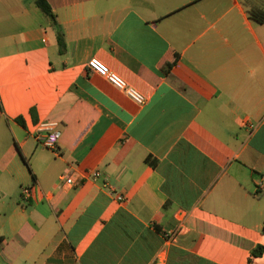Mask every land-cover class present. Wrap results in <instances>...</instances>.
I'll use <instances>...</instances> for the list:
<instances>
[{"label":"crops","instance_id":"0c3cea01","mask_svg":"<svg viewBox=\"0 0 264 264\" xmlns=\"http://www.w3.org/2000/svg\"><path fill=\"white\" fill-rule=\"evenodd\" d=\"M45 1L0 0V264H264V0Z\"/></svg>","mask_w":264,"mask_h":264},{"label":"built area","instance_id":"2783aa9c","mask_svg":"<svg viewBox=\"0 0 264 264\" xmlns=\"http://www.w3.org/2000/svg\"><path fill=\"white\" fill-rule=\"evenodd\" d=\"M87 68L89 71L104 80H106L113 88L122 92L130 101L135 103L138 106H142L146 102V98L139 93L136 89L129 86L121 77H119L116 73L111 71L105 64H103L98 59H90L87 62ZM47 128L48 133L46 135H41L40 132ZM57 124H48V125H39L36 126V134L34 136L37 144L42 145L48 150L56 151L57 145L61 137V132L56 129ZM98 174L95 173L93 178H97ZM65 182L68 185L73 183V180L70 178L66 179ZM261 190V185L257 187V191ZM111 195H115L113 191H111ZM22 197L24 199H29L31 197V187L22 189ZM118 202H123V198L121 196L115 197ZM182 226H179L175 231L168 232L165 235V239L167 241H172L175 236L181 231Z\"/></svg>","mask_w":264,"mask_h":264},{"label":"trees","instance_id":"16d2710c","mask_svg":"<svg viewBox=\"0 0 264 264\" xmlns=\"http://www.w3.org/2000/svg\"><path fill=\"white\" fill-rule=\"evenodd\" d=\"M35 3L37 5V7L41 10V12L47 16L53 23H54V16L52 14L51 8L49 7V5L47 4V2L45 0H35ZM253 17L258 21V22H264V13L261 14H253ZM61 47H62V42L60 43ZM173 65V63H169L167 65V70H169V68ZM262 233L264 235V223L262 226ZM264 251L263 247H257L256 249H254L251 253V255L253 257H259L262 255Z\"/></svg>","mask_w":264,"mask_h":264}]
</instances>
